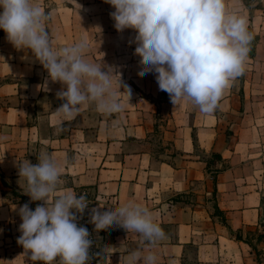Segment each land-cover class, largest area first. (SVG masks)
<instances>
[{"label":"crops","instance_id":"0c3cea01","mask_svg":"<svg viewBox=\"0 0 264 264\" xmlns=\"http://www.w3.org/2000/svg\"><path fill=\"white\" fill-rule=\"evenodd\" d=\"M35 2L52 13L45 28L53 47L86 40V58L118 73L130 98L115 76L123 110L106 116L89 103L60 131L55 109L65 101L56 93L64 86L0 29V261L43 264L17 243L19 208L43 204L24 193L18 163L35 165L47 152L61 172L53 199L84 191L101 212L134 201L165 232L151 246L119 225L94 228L100 264H143L149 252L156 264H264V0H225L246 19L253 54L207 115L188 100L174 106L156 73L138 74L137 33L115 29V9L105 0ZM134 252L142 256L132 259Z\"/></svg>","mask_w":264,"mask_h":264},{"label":"clouds","instance_id":"9594fccd","mask_svg":"<svg viewBox=\"0 0 264 264\" xmlns=\"http://www.w3.org/2000/svg\"><path fill=\"white\" fill-rule=\"evenodd\" d=\"M105 3L115 9L110 17L118 32L133 29L137 33L132 42L137 45L134 54L140 57L142 65L138 74L156 73L159 89L169 94L174 106L188 100L201 113L211 114L231 81L243 75L253 37L246 19L229 12L225 0H105ZM0 10V29L7 40L18 50L30 49L47 70L48 78L64 86L56 93L58 99L65 101L55 109L60 131L64 122L74 120L81 106L89 103H94L96 111L106 116L123 110L118 91L130 98V89L125 85V91L121 92L118 73L114 74L111 67L102 71L103 66L86 58V40L54 48L45 28L52 13H45L35 0H0ZM115 76L119 77L115 82L118 91L113 85ZM18 175L19 180L26 182L24 193L32 201H43L34 210L28 204L19 208L22 223L17 243L25 250L23 255L43 264H52L57 257L60 264H90L99 253H90L94 243L90 233L86 227L77 225V213L83 214L89 205L87 194L77 195L68 189L52 198L61 182V172L55 158L47 152L38 156L35 165L28 160L19 161ZM90 223L97 231L119 225L127 232L138 233L151 246L165 239V232L154 221L151 211L134 201L115 211L101 212L93 207ZM141 256L140 252L131 254L132 259ZM142 260L143 264H156L157 257L149 252Z\"/></svg>","mask_w":264,"mask_h":264},{"label":"built area","instance_id":"2783aa9c","mask_svg":"<svg viewBox=\"0 0 264 264\" xmlns=\"http://www.w3.org/2000/svg\"><path fill=\"white\" fill-rule=\"evenodd\" d=\"M84 193H86V192L81 191L79 193V195L80 194H84ZM88 202H89L88 208L85 209L84 213L83 214L77 213V216H78L77 225L78 226L86 227L88 229V231L90 233V238L94 242L93 243V247L90 249V253L96 254V253H99V246H98L97 239H96V236H95V233H94L95 225L92 224V223H90V210H91V205H90L89 199H88ZM98 256L99 255H95L94 258L91 260L90 264H100L99 263Z\"/></svg>","mask_w":264,"mask_h":264},{"label":"water","instance_id":"95a60500","mask_svg":"<svg viewBox=\"0 0 264 264\" xmlns=\"http://www.w3.org/2000/svg\"><path fill=\"white\" fill-rule=\"evenodd\" d=\"M249 47H250V49H251V50H250V52H249V55H252V54H253L252 45L250 44V46H249Z\"/></svg>","mask_w":264,"mask_h":264},{"label":"rangeland","instance_id":"374dc122","mask_svg":"<svg viewBox=\"0 0 264 264\" xmlns=\"http://www.w3.org/2000/svg\"><path fill=\"white\" fill-rule=\"evenodd\" d=\"M246 70V69H245ZM252 237H253V235H252Z\"/></svg>","mask_w":264,"mask_h":264}]
</instances>
